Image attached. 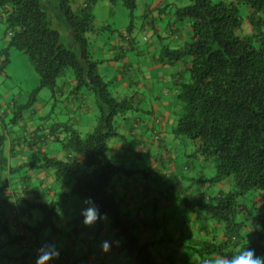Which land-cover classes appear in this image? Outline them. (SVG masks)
<instances>
[{"label":"trees","instance_id":"16d2710c","mask_svg":"<svg viewBox=\"0 0 264 264\" xmlns=\"http://www.w3.org/2000/svg\"><path fill=\"white\" fill-rule=\"evenodd\" d=\"M97 1L85 0L86 5L78 10L72 7L71 0L57 1L58 13L67 23L74 44L68 48L53 28L47 1L0 0V20L4 18L9 33L6 48L0 49V77L6 76L10 50L16 49L26 55L39 76L33 96L43 88L55 92L59 79L71 77L74 90L84 89L94 95L99 109L97 125L84 136L69 123L54 122L49 127L70 155L67 159L45 154L38 163L12 169L4 154V128L17 124L32 107L29 102H16L10 123H5L2 115L8 109L0 108V181L9 169L15 172L43 168L52 169L55 178L68 185L57 200L25 202L28 209L41 214L36 225H23L25 234L38 239L45 230L60 232L53 222L57 208L73 196L81 200L90 196L100 212L108 214L112 229L121 239L122 251L132 264H157V242L142 240L144 225L123 212L110 193L114 177L131 173L109 157L108 143L120 137L116 118L134 110V98L116 97L111 82L99 74V63L92 59L87 34L96 31L90 7ZM108 1L121 2L130 12L127 29L131 30L138 0ZM189 1V5L173 9L178 21L189 22V40L178 49L162 48L163 62L187 63V77L176 83L174 134L187 137L196 151L214 165L215 177L208 182L231 178L233 183L227 192L190 201L191 209L204 210L218 223L216 229L223 235L192 240L187 248L200 257L198 264L216 256H232L246 247L264 255V0ZM244 8L246 15L241 13ZM246 25L251 30L249 34L245 33ZM60 133L65 136L61 138ZM96 225L101 230L104 221ZM246 230L251 234L247 235ZM0 233L10 241L25 238V234L12 236L6 222H0Z\"/></svg>","mask_w":264,"mask_h":264},{"label":"crops","instance_id":"0c3cea01","mask_svg":"<svg viewBox=\"0 0 264 264\" xmlns=\"http://www.w3.org/2000/svg\"><path fill=\"white\" fill-rule=\"evenodd\" d=\"M71 2L76 10L86 5L85 0ZM177 2L179 0H138L136 18L140 28L128 30L123 20L119 29H113L109 20L98 22L94 16L95 24L98 23L103 30L87 34L92 59L99 63L98 71L101 75L111 82L113 94L120 99L126 96L134 98V110L116 118L120 137L109 142L108 147L111 158L112 156L123 158L128 152L133 151L132 156L143 164L120 165L131 173L114 177L110 193L120 203L123 212L132 220L144 225L141 232L142 240L156 241V245L162 241H157L158 228L161 225L159 221L163 220L164 223L165 218V213H159V208L161 206L162 209H167L170 204L169 200L163 201L164 192L172 194V190L177 189L179 194H184L185 190L184 181L179 182L176 179L172 183L167 181L170 186L163 191L150 185L152 179L160 174L172 180L179 171L177 145L181 141L174 134L177 120L176 83L187 77V63L184 60L171 65L163 62L162 57L164 46L178 49L190 38L189 22L178 21L174 15L173 9ZM95 4L91 6L94 7ZM140 31L144 33L141 41ZM69 36L70 46L74 47L71 32ZM8 41L9 37L6 43ZM74 87L75 82L71 77L63 78L53 93L63 104L65 111L75 116V125L82 126L85 121L87 122L85 124L90 125L88 128L92 129L96 121L93 103L89 100L91 95L84 90L75 91ZM11 96L10 91H6L4 95L0 93V108L8 109V113L2 114L5 123H10L12 109L16 102L20 103L18 101L20 96L13 98ZM91 111L92 115H89ZM45 113V108L39 106L25 113L15 127L7 125L4 128L6 134L4 154L10 168H18L31 162L38 163L45 154L59 159H67L70 156L59 150L48 153V148H51L48 143L58 142L49 128L55 121L52 118L46 119ZM68 119L56 118V123L71 124ZM64 136L65 134L60 133L61 138ZM129 139H132L134 150ZM192 147L193 155H199L198 163L201 166L205 165L204 157L196 151L194 144ZM184 156L187 158L189 154L184 153ZM114 162L116 163L115 160ZM160 166L162 171L159 169ZM188 166L187 164L185 169ZM210 168L212 170L213 165H210ZM230 180L231 178H227L226 183L231 184ZM67 186L55 178L52 169L23 168L15 172L9 169L0 181V222H6L12 236L25 234L23 225L34 226L41 216L38 210L28 209L25 202L49 203L57 200ZM176 198L181 200L179 196ZM81 201L79 197L73 196L57 208L53 222L59 233L46 230L38 239L26 233L25 238L11 241L5 234L0 233L2 244L0 258L8 260V264H35L38 249L43 246L48 250V246L54 244L60 256L51 261L57 264H132L133 261L122 251L121 239L117 231L112 229L109 219L104 221L101 230H98L96 224L85 227L81 223L82 218L79 215ZM159 201L163 203L160 204ZM188 224L186 221L185 225ZM191 231L190 234L197 232L201 238L212 236L208 230L204 231L197 224ZM190 234L186 236L189 238ZM222 235L220 233V237ZM102 240L119 243L118 245L113 243L108 253H102L100 248ZM183 246L186 247L184 241L181 248ZM166 249L170 254L180 250L175 249L171 252ZM155 258L157 264H164L162 262L164 258L157 251Z\"/></svg>","mask_w":264,"mask_h":264},{"label":"rangeland","instance_id":"374dc122","mask_svg":"<svg viewBox=\"0 0 264 264\" xmlns=\"http://www.w3.org/2000/svg\"><path fill=\"white\" fill-rule=\"evenodd\" d=\"M47 1L48 7L50 8V18L53 23V28L56 29L60 33V40L61 42L68 48H72L70 46V36L68 31L69 27L67 26V23L65 22L64 18L58 13L57 10V1L58 0H44ZM177 7H184L190 4L189 0H182L180 2H177ZM137 7H139L137 5ZM245 10V8L243 9ZM90 12L96 17L98 22H102L105 20H109L111 27L113 29H119V26L122 24V21L125 20L126 26H129L130 23V12L123 7L121 2L118 3H111L108 0H98L94 7H90ZM138 10L136 9L134 12L135 18L132 20L133 28H140L138 26V18H136ZM242 15H246V10L241 11ZM2 14V10H0V15ZM177 20V18H176ZM246 22V20H245ZM96 25V30L100 28L98 23ZM102 29V28H100ZM245 33L249 34L251 32L249 25L245 26ZM144 33L140 31L139 33V39L142 40V36ZM9 37V33L6 32V25L4 23V18L0 20V49L3 50L6 48L7 43L6 40ZM89 50L91 52L90 46ZM10 62L8 64V67L6 69V76L0 77V93L2 95L5 94L6 91L11 92V97H18V101L22 104L23 103H30L31 110H28L29 112L34 110L35 108H38L39 106L45 108L46 113L44 114L47 119L52 118L56 122V118L59 120L64 119L70 121L73 127L75 125V116L72 113H67L65 111V108L63 107V104L59 102L58 98L56 97L55 93H53L52 90L49 88H43L41 89L35 96L32 95L33 90H35L39 86V76L34 70V68L29 63L26 55L16 49L10 50L9 55ZM101 75V72H99ZM62 79L58 80V83ZM106 80V79H105ZM84 90V89H82ZM112 90V89H111ZM85 92V90H84ZM87 94L91 95L90 101L93 103V110H94V121H96L95 126L97 125V119L99 116V109L96 105L95 97L94 95L86 92ZM113 93V92H112ZM35 101H33V99ZM10 99V97H8ZM6 99V101L8 100ZM21 99V101H20ZM95 101V102H93ZM95 104V105H94ZM25 112V113H28ZM24 113V115H25ZM23 115V116H24ZM89 115H92V111L89 112ZM38 118V117H37ZM91 118V117H90ZM75 119V120H74ZM39 120V118L37 119ZM87 121H89L87 119ZM7 123V122H6ZM87 122H83L81 125H75V128L81 133L82 136L90 133L95 126L90 129V125L85 124ZM15 123L14 126L15 127ZM64 134V133H63ZM115 139V138H113ZM111 139L109 142H112ZM179 139L181 143L177 145V149L179 150V154H177V168L178 173L175 174L174 178L172 180L169 179V177H164L162 174L157 176L156 178L152 179V183L150 185L155 189H160L163 191L165 188H168L170 185L168 183H172L174 179L178 180L179 182L184 181V194H179V190L173 189L172 194L164 192V200H169L170 204H168L167 209H162L161 206L159 208V213H165L164 223L163 220H160L161 225L159 226L158 230V237L157 241L160 242V244L155 245L154 251L160 253V255L164 258V261L162 262L164 264H168L169 262H172L173 264H198L200 261V257L190 248H187V245L190 243V241L194 240H202L206 239L200 237L197 232L190 234L192 232V227L194 225H200V227L205 231L208 230L210 232V235H220V230H217L216 227L218 226V223L214 220L210 219L208 214L199 208H196L197 211L193 212L191 210L190 201H193L195 199H198V197L202 198L203 200H207L209 197H215L218 195V192L220 190L222 191H229L232 186V179L230 180L231 184L226 183V179L222 180V182H208V180L215 177V167L211 162L206 161L205 165H202L198 163L199 155L195 156L193 155L194 148L192 147L191 141L185 137V136H179ZM132 139H129V143H131ZM133 143V142H132ZM131 148H133V144ZM109 144V143H108ZM50 149L48 148V153H52L53 150H59L60 152H63V148L60 143H48ZM133 151H130L127 153L126 156L123 158H119L118 156H112L110 157V151H108L109 157L114 161H116V165H142L143 162H141L138 158L136 159L134 156H132ZM182 153V154H181ZM185 154H189V156L186 158L184 156ZM181 154V155H180ZM145 159V157H143ZM189 165L187 169H185L186 165ZM185 165V166H184ZM210 165H213V169L211 170ZM206 167V168H205ZM210 168V169H209ZM160 171H162V166L159 167ZM168 181V183H167ZM205 183V184H204ZM222 185V186H221ZM194 194V197L192 195ZM180 197L181 200H177L176 197ZM192 197V198H191ZM183 199V200H182ZM163 201H159L160 204L163 203ZM41 219V216H40ZM188 221L189 224L185 225V222ZM249 229V228H248ZM46 231V230H45ZM44 231V232H45ZM59 233V232H58ZM190 234L192 236V239H190L186 236ZM246 234L250 235V230H246ZM43 235V234H42ZM41 235V236H42ZM40 236V237H41ZM212 236H209L210 238ZM184 241L185 246L181 248L182 241ZM168 248L171 250V252L175 249H180L178 251H173L172 254L168 252L166 249ZM167 256L168 259H167ZM8 264L9 261L6 259L0 258V264Z\"/></svg>","mask_w":264,"mask_h":264},{"label":"clouds","instance_id":"9594fccd","mask_svg":"<svg viewBox=\"0 0 264 264\" xmlns=\"http://www.w3.org/2000/svg\"><path fill=\"white\" fill-rule=\"evenodd\" d=\"M79 215L82 218L81 223L85 227H92L98 221H107L109 219L107 213H101L95 201L90 197H84L81 201ZM113 243L118 245V241L102 240L100 244L101 252L108 253ZM60 252L56 250V246L49 245L48 250L45 247L38 249V255L35 264H48L49 261L57 259ZM203 264H264V255H257L253 248H241L232 256H216L211 259L204 260Z\"/></svg>","mask_w":264,"mask_h":264},{"label":"built area","instance_id":"2783aa9c","mask_svg":"<svg viewBox=\"0 0 264 264\" xmlns=\"http://www.w3.org/2000/svg\"><path fill=\"white\" fill-rule=\"evenodd\" d=\"M37 255H38V251H37ZM48 264H57L55 261H49Z\"/></svg>","mask_w":264,"mask_h":264}]
</instances>
